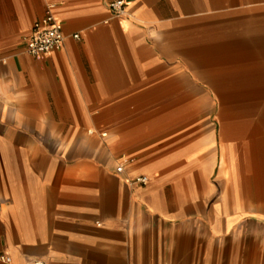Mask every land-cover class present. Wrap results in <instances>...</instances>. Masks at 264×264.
<instances>
[{
    "label": "crops",
    "instance_id": "obj_1",
    "mask_svg": "<svg viewBox=\"0 0 264 264\" xmlns=\"http://www.w3.org/2000/svg\"><path fill=\"white\" fill-rule=\"evenodd\" d=\"M105 1L0 0V253L264 264V0Z\"/></svg>",
    "mask_w": 264,
    "mask_h": 264
},
{
    "label": "built area",
    "instance_id": "obj_2",
    "mask_svg": "<svg viewBox=\"0 0 264 264\" xmlns=\"http://www.w3.org/2000/svg\"><path fill=\"white\" fill-rule=\"evenodd\" d=\"M105 6L113 16H119L125 12L124 0H106ZM74 38L78 34L73 35ZM63 25L61 19L56 15L54 6L49 5L45 10L42 18L36 20L30 29V32L24 37L25 51L36 58H42L49 53L60 49L64 43ZM104 134H102L103 136ZM131 162L130 158H125L118 161L117 171H122ZM149 178L145 174H140L133 177L130 182L136 185L147 184ZM0 260L5 264H11L9 255L0 253ZM28 264H46L44 261L35 259Z\"/></svg>",
    "mask_w": 264,
    "mask_h": 264
}]
</instances>
